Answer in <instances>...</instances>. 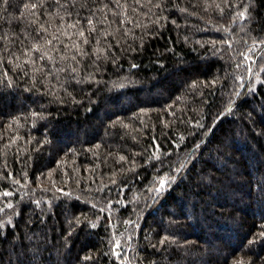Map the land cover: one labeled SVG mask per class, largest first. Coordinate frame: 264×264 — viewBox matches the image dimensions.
Segmentation results:
<instances>
[{"label":"trees","instance_id":"trees-1","mask_svg":"<svg viewBox=\"0 0 264 264\" xmlns=\"http://www.w3.org/2000/svg\"><path fill=\"white\" fill-rule=\"evenodd\" d=\"M0 264H264V0H0Z\"/></svg>","mask_w":264,"mask_h":264},{"label":"snow or ice","instance_id":"snow-or-ice-1","mask_svg":"<svg viewBox=\"0 0 264 264\" xmlns=\"http://www.w3.org/2000/svg\"><path fill=\"white\" fill-rule=\"evenodd\" d=\"M3 3H8V0H3ZM81 35H83V33H81Z\"/></svg>","mask_w":264,"mask_h":264}]
</instances>
